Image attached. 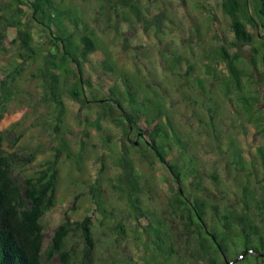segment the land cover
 <instances>
[{
    "label": "rangeland",
    "instance_id": "obj_1",
    "mask_svg": "<svg viewBox=\"0 0 264 264\" xmlns=\"http://www.w3.org/2000/svg\"><path fill=\"white\" fill-rule=\"evenodd\" d=\"M222 1L143 0L149 27L145 29L138 24L135 30L108 7L107 0H55L61 8L77 16L76 40L85 34L95 40L97 50L86 62L93 90L88 93L89 99L93 92L108 91L117 82L124 87L127 78L140 101L152 98L153 103L161 104L187 144L185 154H179L182 147L175 144L170 157L178 155L183 171H198V183L205 187L204 194L211 203L220 207L234 205L238 209L243 204V188L248 178L249 188L259 195L264 193L257 189L256 182L264 177L259 151L261 147L264 151V20L258 13L257 0H247L249 20L246 24L253 37L237 44L231 19L222 10ZM67 24L72 27L69 21ZM33 31L38 43L43 45V52L47 53L48 45L43 43L45 32L37 24ZM15 35L16 30L9 28L8 43ZM158 37L163 39V44ZM165 44H168L167 49L188 57L189 72L201 77L205 76L206 65L217 68L222 74L228 73L224 63L215 58L214 50L220 45H225L231 53L239 51L242 57L239 65L244 71L242 92L255 97L250 100L252 108L247 109L248 104L242 106L236 91L225 96L216 79L206 78L207 94L189 90L188 82L172 73L171 57L164 66L160 50H165ZM13 52L11 48L7 53H0V78L7 76L3 69L16 65ZM104 59L113 64L112 74L101 70L100 63ZM35 68L36 64L23 65L24 70L13 84L16 92L5 105L0 121V130L6 138L4 148L16 155L15 171L21 185L24 176L34 173L52 158L61 140L68 143L75 156L80 157L81 141L85 149L77 161L69 158L67 152L60 158L56 203L43 218L46 244L66 215L73 220L90 215L96 243L94 264H154L144 228L153 215L165 219L167 200L178 190V183L166 164L151 151L144 150L142 142L129 143L128 155L142 187L140 205L147 216L130 215L114 190V179L121 171L116 157L124 140L122 128L107 119L100 120L101 128H97L92 123L100 111L96 104L85 106L66 98L67 113L57 130L53 107L42 102L39 79L31 76ZM210 106L217 108L214 115L210 114ZM160 129L155 126L146 129L144 139L151 140V134H158ZM105 141H109L108 144ZM251 163L253 173L249 176L247 165ZM191 175L182 177L187 190L192 187ZM96 183H100L109 208L125 211L127 236L124 239L122 234L109 228L110 220L96 210L90 193V186ZM173 226L170 221L169 228ZM178 251L165 264H189L185 249ZM58 260L56 255L52 264Z\"/></svg>",
    "mask_w": 264,
    "mask_h": 264
},
{
    "label": "trees",
    "instance_id": "obj_2",
    "mask_svg": "<svg viewBox=\"0 0 264 264\" xmlns=\"http://www.w3.org/2000/svg\"><path fill=\"white\" fill-rule=\"evenodd\" d=\"M257 2L258 13L264 20V0ZM107 3L131 29L137 30L138 24L145 29L149 27L143 0H107ZM222 10L231 19L236 43L250 41L253 36L247 30V0H223ZM67 21L72 24L71 28ZM34 24L45 32L43 43L48 45L47 53L43 52V45L34 36ZM78 24L77 16L61 8L55 0H0V53H7L12 48L16 62V65L3 69L7 76L0 78V121L4 117L5 105L16 92L13 84L24 70L23 65L36 64L31 76L39 79L42 102L53 107L57 130L67 113L66 98L80 101L85 106L96 104L100 111L92 123L97 128H101L100 120L104 119L122 128L124 140L116 157L121 171L114 179V190L130 215L147 216L140 205L142 187L128 155L129 143L142 142L144 150L151 151L166 164L178 183V190L167 200L165 219L153 215L144 228L154 264H165L179 252V248L185 249L189 264H264V193L259 195L249 188L248 178L243 188L241 208L227 204L220 207L211 203L204 194L205 187L198 183V171H183L178 155L170 157L175 144L182 147L179 154L186 153L187 144L173 127L161 104L153 103L152 98L140 101L127 78L124 87L117 82L108 91L93 92L89 99L88 93L93 90L86 62L96 52L97 46L92 35L85 34L79 41L76 40ZM9 28L16 30L11 43L7 41ZM158 38L163 44V39ZM167 45H163L165 50H160L163 64L166 66L171 57L172 73L185 79L189 90L207 94L206 78L216 79L220 81L225 96L232 90L236 91L242 106L248 104L247 109L252 108L250 100L255 97L242 92L241 75L244 71L239 65L242 58L239 51L231 53L225 45H220L214 50L215 58L224 63L228 73L222 74L217 68L206 65L205 76L201 77L189 72L191 61L188 57L167 49ZM100 64L105 74L113 73V64L108 59ZM215 108L209 107L211 115H214ZM154 126L162 129L158 134H151V140L144 139L145 130ZM5 139L4 132L0 130V264H52L56 255L59 258L56 264H94L96 243L92 216L73 220L66 215L49 244H46L43 223L44 216L56 203L60 174L58 165L62 154L67 152L69 158L77 161L85 150L84 143L81 141L79 157V154L75 156L66 141L61 140L54 148L52 158L34 173L24 176L25 181L21 185L15 171L16 155L4 148ZM108 142L105 141L106 144ZM259 151L264 165L263 148ZM251 165H247L249 176L253 173ZM185 174H192V187L188 190L182 183ZM256 182L259 184L257 189L264 191V177ZM90 193L96 210L110 220L109 228L122 234L124 239L127 236L125 211L106 205L100 183L91 185ZM170 221L174 225L172 228H169ZM76 241L78 244H75Z\"/></svg>",
    "mask_w": 264,
    "mask_h": 264
}]
</instances>
